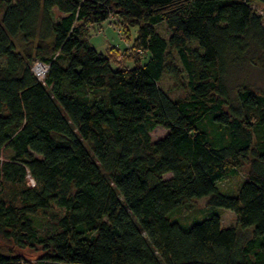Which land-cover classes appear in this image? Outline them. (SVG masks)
I'll list each match as a JSON object with an SVG mask.
<instances>
[{"label":"trees","instance_id":"1","mask_svg":"<svg viewBox=\"0 0 264 264\" xmlns=\"http://www.w3.org/2000/svg\"><path fill=\"white\" fill-rule=\"evenodd\" d=\"M260 9L0 0V264H264V95L242 87L232 101L225 82L230 56L264 52ZM112 18L138 29L133 68L115 70L89 39ZM165 76L185 94L171 97ZM239 176L233 193L220 186ZM195 198L236 227L172 219Z\"/></svg>","mask_w":264,"mask_h":264},{"label":"rangeland","instance_id":"2","mask_svg":"<svg viewBox=\"0 0 264 264\" xmlns=\"http://www.w3.org/2000/svg\"><path fill=\"white\" fill-rule=\"evenodd\" d=\"M259 13L264 18V10L260 9ZM157 30L161 35L168 36V30L164 24L157 26ZM137 34V28H127L117 18L89 27V39L92 45L99 53L112 59L115 70L119 67L133 68L132 60L137 54L133 44ZM137 58L144 64L148 60V55L138 53ZM225 82L232 101L235 99L236 92L242 87L252 88L264 95V52L256 44L251 43L245 54L230 56ZM159 85L173 98L185 94V91L170 76H165ZM166 134L165 129L157 128L152 132V139L157 141ZM243 179L242 176L227 178L220 183V186L229 193H233ZM214 215L220 217L223 227H236V216L233 211L211 207L206 198L192 199L188 206L181 207L174 213L172 219L177 218L176 221L183 227H191L201 219ZM27 253L35 254L30 250H27Z\"/></svg>","mask_w":264,"mask_h":264},{"label":"built area","instance_id":"3","mask_svg":"<svg viewBox=\"0 0 264 264\" xmlns=\"http://www.w3.org/2000/svg\"><path fill=\"white\" fill-rule=\"evenodd\" d=\"M48 67L41 63V62H36L33 66V73L40 79L44 78L46 72H47Z\"/></svg>","mask_w":264,"mask_h":264}]
</instances>
